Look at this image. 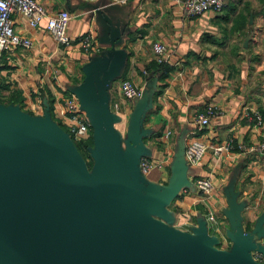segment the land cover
<instances>
[{"label": "crops", "instance_id": "obj_1", "mask_svg": "<svg viewBox=\"0 0 264 264\" xmlns=\"http://www.w3.org/2000/svg\"><path fill=\"white\" fill-rule=\"evenodd\" d=\"M34 1L48 14L67 12L70 42L57 44L44 19L30 27L13 13L14 32L30 46L0 58V107L67 134L71 101L87 122L85 134L69 138L88 172L105 180L112 160L114 193L216 250H237L235 230L254 234L249 255L264 264V0H223L220 12L196 16H184L182 0ZM155 41L166 50L161 65ZM125 79L139 97L122 96ZM207 105L217 113L200 126ZM226 138L241 148L185 163L189 141ZM141 159L154 164L144 174ZM196 178L210 190L198 191Z\"/></svg>", "mask_w": 264, "mask_h": 264}, {"label": "water", "instance_id": "obj_2", "mask_svg": "<svg viewBox=\"0 0 264 264\" xmlns=\"http://www.w3.org/2000/svg\"><path fill=\"white\" fill-rule=\"evenodd\" d=\"M88 172L67 134L0 107V264H259L255 235L234 252L157 224Z\"/></svg>", "mask_w": 264, "mask_h": 264}, {"label": "built area", "instance_id": "obj_3", "mask_svg": "<svg viewBox=\"0 0 264 264\" xmlns=\"http://www.w3.org/2000/svg\"><path fill=\"white\" fill-rule=\"evenodd\" d=\"M223 8V0H182L181 10L184 16H196L203 12L218 13ZM19 13L25 19L30 27L37 26L42 19L45 20V30L48 35L59 45H67L70 39L64 34V27L68 20L66 11L61 10L54 14H48L44 8L34 0H0V58L7 54L15 47L28 48L30 41L27 38L17 35L11 24V15ZM88 37L82 38L83 44L88 45ZM154 60L157 64H161L166 56V50L160 42H153L150 46ZM120 91L124 98L135 99L140 96V89L130 80L125 79L120 82ZM66 107L69 112L68 121L70 125L66 131L68 137L75 139L87 131V122L80 121L75 114V107L71 101H66ZM217 110L215 107L207 105L202 113L196 116V121L200 126L208 124L209 118L215 116ZM256 122L259 123V116L255 114ZM264 149V142L259 144ZM239 145H235L231 138L224 139L218 145H209L198 140L189 141L183 150V158L186 164L194 165L200 159L206 150H210L213 155L218 156L222 152H230L234 149H240ZM152 165L145 159L139 161V171L144 174ZM194 187L200 192H208L210 183L207 179L196 178L193 181ZM257 261V256H252Z\"/></svg>", "mask_w": 264, "mask_h": 264}, {"label": "trees", "instance_id": "obj_4", "mask_svg": "<svg viewBox=\"0 0 264 264\" xmlns=\"http://www.w3.org/2000/svg\"><path fill=\"white\" fill-rule=\"evenodd\" d=\"M158 65H161V64H158Z\"/></svg>", "mask_w": 264, "mask_h": 264}]
</instances>
